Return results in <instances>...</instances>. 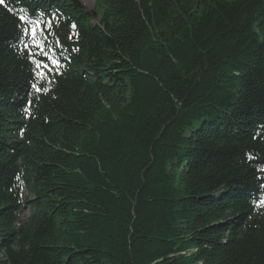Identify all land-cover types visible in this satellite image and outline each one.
I'll return each mask as SVG.
<instances>
[{
    "label": "trees",
    "instance_id": "trees-1",
    "mask_svg": "<svg viewBox=\"0 0 264 264\" xmlns=\"http://www.w3.org/2000/svg\"><path fill=\"white\" fill-rule=\"evenodd\" d=\"M0 264H264V0H5Z\"/></svg>",
    "mask_w": 264,
    "mask_h": 264
},
{
    "label": "snow or ice",
    "instance_id": "snow-or-ice-1",
    "mask_svg": "<svg viewBox=\"0 0 264 264\" xmlns=\"http://www.w3.org/2000/svg\"><path fill=\"white\" fill-rule=\"evenodd\" d=\"M4 3H5V0H0V5H3ZM19 19H20L21 21H24V20H25V17H24V16H20ZM73 27H74V26H73ZM24 32H25L26 35L30 34V35L32 36L33 40L35 41V37H36V35H37V30H36L35 27H32L30 30H29V28L25 27V28H24ZM36 43H37V46H38V47L41 46L39 41H37ZM41 54H42V55H46V54H47L45 48H42V49H41ZM49 58L51 59V62H52L53 64H57V65H58V61L55 59L54 56L49 57ZM36 64H37V68H38V69L47 67V65L44 64V62H42V61L36 62ZM39 75L41 76V78H43V75H44V74H43V73H39ZM34 87H35V86H34ZM37 90H39V89H37Z\"/></svg>",
    "mask_w": 264,
    "mask_h": 264
},
{
    "label": "rangeland",
    "instance_id": "rangeland-1",
    "mask_svg": "<svg viewBox=\"0 0 264 264\" xmlns=\"http://www.w3.org/2000/svg\"><path fill=\"white\" fill-rule=\"evenodd\" d=\"M81 1L84 3V5H85L87 10H91L92 9L93 4H94V0H81ZM93 22H96V20H93ZM24 197L25 198L27 197V193L26 192L24 193ZM28 215H29L28 206L24 205V208H23L22 213H21V218L24 220V219H26L28 217Z\"/></svg>",
    "mask_w": 264,
    "mask_h": 264
}]
</instances>
